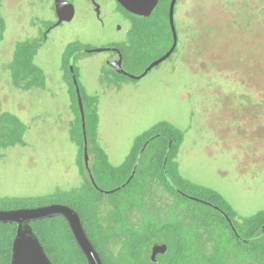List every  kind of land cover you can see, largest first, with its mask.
Returning a JSON list of instances; mask_svg holds the SVG:
<instances>
[{
	"label": "rangeland",
	"instance_id": "obj_1",
	"mask_svg": "<svg viewBox=\"0 0 264 264\" xmlns=\"http://www.w3.org/2000/svg\"><path fill=\"white\" fill-rule=\"evenodd\" d=\"M1 3L7 29L0 40V117L19 118L26 131L24 143L0 148V197L64 195L81 187L86 177L81 147L72 133L82 118L78 105L73 106L75 92L64 84L63 50L71 41L92 42L85 38L91 31L83 28L80 40L73 27L57 29L59 36L47 42L36 59L47 73V86L23 90L13 84L9 69L17 45L11 38L21 32L19 20H28L29 5L36 12L44 9L40 0ZM179 10L178 19L187 20L192 30L181 33L173 57L146 76L109 85L101 82L104 53L83 55L77 63L83 91L97 98L91 106L99 116L98 144L118 167L138 136L169 122L184 132L176 158L183 179L218 192L239 217L252 216L264 210V0H181ZM162 24L165 38L145 39L133 74L168 47L165 17ZM93 161L94 155H89V164ZM101 184L112 190L115 182ZM184 192L186 197H181L154 183L152 196L164 209V221L166 210L169 221H175L177 209L213 212L191 198L193 191ZM126 195L122 191L104 199L113 202ZM137 216L133 210L132 218L139 222ZM189 227L186 233H193L195 227ZM118 248L112 246L115 254ZM240 258L232 256L231 264H240Z\"/></svg>",
	"mask_w": 264,
	"mask_h": 264
},
{
	"label": "trees",
	"instance_id": "obj_2",
	"mask_svg": "<svg viewBox=\"0 0 264 264\" xmlns=\"http://www.w3.org/2000/svg\"><path fill=\"white\" fill-rule=\"evenodd\" d=\"M168 1L160 0L157 7L162 11L160 15L165 17L166 23ZM169 41L171 43V34ZM26 49V43L20 46L16 60L20 66L25 67V71L14 72L17 84L28 78V69H31ZM82 95L88 152L94 155V161L89 166H86L84 159L82 121L72 133L81 147L83 173L86 177L84 184L64 195L56 193L54 198L0 197V209L51 203L70 205L80 214L88 236L106 264H231L232 256L237 259L241 255L243 257L240 262L237 261L240 264H264V210L249 217H239L218 192L183 179L176 162L184 140L182 130L166 121L157 123L136 138L130 155L122 165L113 166L97 141L99 116L97 107L91 106L97 98L89 97L83 89ZM76 105L77 100L73 106ZM77 111L81 117L79 105ZM25 131L26 125L19 118L3 114L0 117V148L24 143ZM132 174L134 176L131 178ZM107 181L115 182L112 190H105L102 186L101 183ZM154 183L181 197H186L184 191L191 190L195 195L191 198L196 203L210 207L213 212L199 211L197 214L194 213L197 211L195 209L194 212L177 209V218L169 221V211L166 210L164 216L167 220L164 221V209L152 196ZM122 191L127 193L123 198L113 202L105 201L106 195ZM133 210L138 211L139 222L132 218ZM34 221V232L54 264H89L63 216ZM189 226L195 227L193 233H186L185 227ZM17 228L16 223L0 222V264H11ZM155 243L166 244L168 250L153 261L150 250ZM114 244H119L118 254L112 249Z\"/></svg>",
	"mask_w": 264,
	"mask_h": 264
},
{
	"label": "flooded vegetation",
	"instance_id": "obj_3",
	"mask_svg": "<svg viewBox=\"0 0 264 264\" xmlns=\"http://www.w3.org/2000/svg\"><path fill=\"white\" fill-rule=\"evenodd\" d=\"M45 1L48 3V5L46 6ZM61 1H64V3L61 4L59 8H57V0H40V3L44 9L43 13L39 11L36 12L34 8L29 5L28 9L31 10V12L29 15H27L28 20L25 21L22 18L19 20L21 32L20 30H18L19 34L11 38V42H17V45L13 51L14 55L13 59L10 62L9 69L13 75L14 72H19L20 70L25 71V67L20 66L19 62L16 61L19 56L20 46L24 45L25 43L28 47V49H26V52L28 53V56L31 60V69H28L30 71L28 74V78H26L23 82H20L19 84L15 82L13 77V84L23 90H30L38 87L45 88L47 86V73L45 72V69L36 62V59L39 57L40 52L44 49L47 42H49L50 40L55 41L56 38L59 36L56 35L54 32L57 29H64L67 27L75 28L74 34L76 33V36L80 40L82 39L81 32L83 28H85V30L91 31V34H88V36H86L85 38H90L92 42L83 43L82 41H71L66 45L63 50L64 52L62 65H64L63 69L67 71L65 73V78H67L65 79L64 84L66 85V88L70 90L72 89L75 92L78 105L79 101L77 89L79 87L82 95V87L81 82L79 81V71L77 68V63L79 61L81 62V58L83 55L96 53L105 54V57L101 59L100 65L101 74L103 78L101 82L104 84H121V82L124 83L126 79L128 81H133L142 78H132L129 76V74H133V72L131 71L132 66H138L135 61V58H138L140 52L145 48V39L148 36H152L154 37V42H161L165 38L166 28L164 24H162L163 17L160 15L162 11L157 9L159 3L150 16H143L134 14L129 10L125 9L117 0ZM1 2L2 0H0V40L3 38L4 30L7 29V24L2 9L4 6ZM170 3L171 0L168 1L167 15L168 29L170 32L168 33V36L169 34H171V43L169 41L168 47L158 58L162 57L165 53L170 50L174 41L173 32L169 21ZM180 3L181 0H177L174 15L175 27L178 34V43L175 51L171 54L168 59L173 57V55L178 50L179 45L181 43V33H189L190 29L192 30V25H190L187 20L184 21L183 19H178L180 12ZM70 13H72V16L70 19H68L67 17H70ZM98 49L101 50L97 51ZM120 63L122 69H124L127 73H121L113 66H119ZM78 64L80 65V63ZM150 64L147 65L141 72L133 75H142L150 66ZM75 78L77 80V83L75 81ZM25 85H27V88L25 87ZM136 219H138V217H136ZM160 255L163 254L158 253L156 255V260L159 259Z\"/></svg>",
	"mask_w": 264,
	"mask_h": 264
},
{
	"label": "water",
	"instance_id": "obj_4",
	"mask_svg": "<svg viewBox=\"0 0 264 264\" xmlns=\"http://www.w3.org/2000/svg\"><path fill=\"white\" fill-rule=\"evenodd\" d=\"M125 9L130 12L143 16H150L153 10L159 3V0H117ZM177 0H171L170 8H169V21L171 25V29L173 32V45L170 50L165 53L162 57L155 60L150 66L146 69V71L140 75L135 76L133 74H129L132 78H140L145 76L150 70H152L155 66L164 62L168 59L171 54L175 51L177 43H178V34L175 27L174 15H175V7ZM64 1L57 0V8L63 4ZM72 13H70V19ZM0 37H1V24H0ZM98 49L97 51H100ZM119 72L127 73L121 67V63L119 66L113 65ZM77 83V80L75 78ZM78 101H79V110L83 123V131L85 137V147H84V156L86 166H89V152H88V139H87V128H86V114L84 108L83 98L78 87ZM134 176L132 174L131 178ZM130 181V180H129ZM96 185V182H94ZM114 191V190H113ZM112 191V192H113ZM199 200V199H198ZM63 216L75 237L77 244L80 249L84 253L89 264H104V261L94 246L92 240L88 236L82 218L78 211H76L73 207L68 204L63 203H51L41 206H33V207H21V208H13V209H0V222L2 223H16L18 225L17 233L13 241L12 248V259L11 264H54L50 257L48 256L43 244L41 243L39 237L34 232V229L31 225V222L34 220L44 219L47 217L54 216ZM168 250V246L166 244L158 243L153 245L151 249V258L153 261L156 260V255L158 253H166Z\"/></svg>",
	"mask_w": 264,
	"mask_h": 264
}]
</instances>
